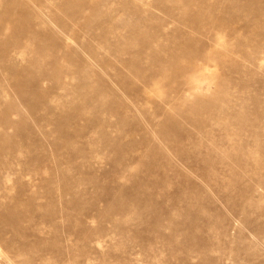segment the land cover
I'll use <instances>...</instances> for the list:
<instances>
[{
  "label": "rangeland",
  "instance_id": "374dc122",
  "mask_svg": "<svg viewBox=\"0 0 264 264\" xmlns=\"http://www.w3.org/2000/svg\"><path fill=\"white\" fill-rule=\"evenodd\" d=\"M0 264H264V0H0Z\"/></svg>",
  "mask_w": 264,
  "mask_h": 264
}]
</instances>
